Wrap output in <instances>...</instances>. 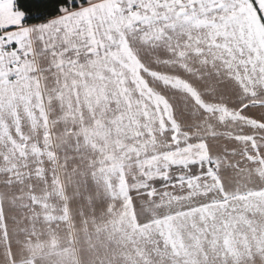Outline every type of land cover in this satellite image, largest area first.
Listing matches in <instances>:
<instances>
[{"label": "snow or ice", "instance_id": "obj_1", "mask_svg": "<svg viewBox=\"0 0 264 264\" xmlns=\"http://www.w3.org/2000/svg\"><path fill=\"white\" fill-rule=\"evenodd\" d=\"M0 264H264V0H0Z\"/></svg>", "mask_w": 264, "mask_h": 264}]
</instances>
